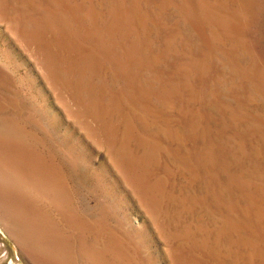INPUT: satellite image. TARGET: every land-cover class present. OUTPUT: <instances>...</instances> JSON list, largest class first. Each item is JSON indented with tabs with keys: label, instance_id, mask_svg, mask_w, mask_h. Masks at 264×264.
<instances>
[{
	"label": "rangeland",
	"instance_id": "obj_1",
	"mask_svg": "<svg viewBox=\"0 0 264 264\" xmlns=\"http://www.w3.org/2000/svg\"><path fill=\"white\" fill-rule=\"evenodd\" d=\"M0 264H264V0H0Z\"/></svg>",
	"mask_w": 264,
	"mask_h": 264
}]
</instances>
